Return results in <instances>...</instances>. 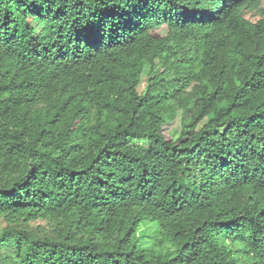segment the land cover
Returning <instances> with one entry per match:
<instances>
[{"label":"trees","instance_id":"16d2710c","mask_svg":"<svg viewBox=\"0 0 264 264\" xmlns=\"http://www.w3.org/2000/svg\"><path fill=\"white\" fill-rule=\"evenodd\" d=\"M261 1L0 0V255L264 264Z\"/></svg>","mask_w":264,"mask_h":264},{"label":"rangeland","instance_id":"374dc122","mask_svg":"<svg viewBox=\"0 0 264 264\" xmlns=\"http://www.w3.org/2000/svg\"><path fill=\"white\" fill-rule=\"evenodd\" d=\"M245 17H247L248 19L252 20V21H257L260 18L264 17V1H261L259 6L253 9H246L245 10ZM154 32L158 35H165L167 33V29L165 26H161L159 28H156L154 30ZM148 75V71L144 70L142 73V81L140 84V91H142L145 87V81H146V77ZM179 127V118H176L174 121H172L171 123H167L164 126V133L166 135L167 138H171L173 135V131L178 129ZM13 222V221H12ZM11 224L6 218H2L0 216V228H3L5 225ZM34 228H36L37 226L39 227H46V223L44 221L41 220H37L35 222H31L30 223ZM0 264H13L10 261H7L4 259L3 255H0Z\"/></svg>","mask_w":264,"mask_h":264}]
</instances>
